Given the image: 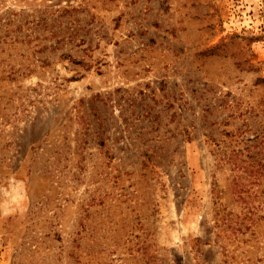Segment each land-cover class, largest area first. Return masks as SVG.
Returning <instances> with one entry per match:
<instances>
[{
    "label": "rangeland",
    "instance_id": "rangeland-1",
    "mask_svg": "<svg viewBox=\"0 0 264 264\" xmlns=\"http://www.w3.org/2000/svg\"><path fill=\"white\" fill-rule=\"evenodd\" d=\"M0 264H264V0H0Z\"/></svg>",
    "mask_w": 264,
    "mask_h": 264
}]
</instances>
